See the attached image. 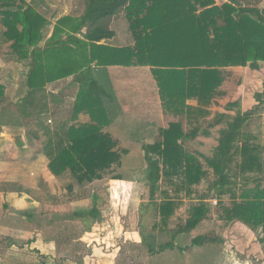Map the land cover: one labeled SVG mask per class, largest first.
<instances>
[{
    "label": "trees",
    "instance_id": "trees-1",
    "mask_svg": "<svg viewBox=\"0 0 264 264\" xmlns=\"http://www.w3.org/2000/svg\"><path fill=\"white\" fill-rule=\"evenodd\" d=\"M32 2L25 7L24 0H0V26L5 42L11 43L12 56L30 61L27 86L32 92L27 115L38 113L37 126L45 137L44 149L53 175L69 172L79 185L92 183L112 173L113 167L121 164L122 154L117 141L104 131L114 120L111 93L83 85L72 110L73 124L49 125L51 109L45 86L93 66L104 70L109 66H150L165 112L185 116L187 123L196 124L187 132L183 122H171L161 129L160 139L144 145L151 182L159 187L160 169L177 194L186 189L189 196L193 187L206 183L186 220L158 252L174 250L180 234L194 231L210 218L212 207L207 199L211 197L217 198L215 211L225 224L239 221L264 232V162L260 147L250 144L252 137L242 131L249 115L230 116L211 156L190 143L199 135L201 119L211 114L213 101L226 95L221 88L226 69L241 66L261 70L264 0H227L223 4L216 0H84V13L61 17L44 47L41 42L48 21L37 10L39 1ZM119 15L129 23L132 44L107 42L116 35L110 20ZM5 87L0 82V102L5 98ZM38 91L42 98L37 96L35 104ZM189 100H197L198 106L188 104ZM227 107L228 111L216 115L218 124L232 112L230 103ZM81 114L88 115L89 122H76ZM202 135L210 136V132L203 130ZM238 182L242 184L239 194ZM152 191L157 194L156 189ZM163 193L158 207L160 222L154 229L165 231L180 202L170 192ZM227 194L231 196L229 202L224 200ZM97 200L96 195L93 207L75 211L70 219L86 225L88 219H99ZM218 241L212 233L201 234L190 246L179 249L186 251ZM261 241L264 244V235Z\"/></svg>",
    "mask_w": 264,
    "mask_h": 264
},
{
    "label": "rangeland",
    "instance_id": "rangeland-1",
    "mask_svg": "<svg viewBox=\"0 0 264 264\" xmlns=\"http://www.w3.org/2000/svg\"><path fill=\"white\" fill-rule=\"evenodd\" d=\"M119 18H122L123 21ZM116 20L118 21L114 24V28L116 27L121 35L120 39L107 42L119 45L128 44L133 39L131 34H128L130 32L127 19L123 15H119L118 18L114 19V21ZM7 48L10 51L8 45L2 46L1 49L5 53L4 49ZM3 77L8 87H23L27 74L17 70L12 75L5 72ZM10 79L14 80V85L10 84ZM221 88L226 92L223 98H227V102L231 101L230 110L234 111L225 115L223 122L218 124L215 118L217 113L212 110L207 118L201 119L203 122L199 126V135L196 140H192L190 143L201 152L211 156L218 144L220 130L227 125V120H231L230 116L248 114V120L242 131L252 137L248 141L250 144L260 147L261 160L264 162V63L261 64V70L241 66L226 69V81ZM65 95L67 96L66 92ZM54 107L58 108L59 113L55 117L51 114L47 117L53 120L51 123L48 121L49 125H53L56 119H67L69 116L70 107L67 98L53 101ZM224 108L228 109L229 107H221L220 110ZM183 124L187 132L196 126V124L187 122H183ZM136 129L137 133H141L140 125L136 126ZM203 130H208L210 136L202 135ZM243 137L244 135L241 136V139ZM132 142H135V139ZM35 144L39 147L42 145L40 141ZM124 145H126V142ZM131 151V155L124 157L123 163L126 168L131 166L133 170L131 168L127 171L123 169L121 173L125 176L135 177V185L132 188H130V185L128 188L111 185L109 183L110 179L121 175L112 172L106 174L103 181L96 180L94 184L83 189L78 187L79 184L68 172L62 175L63 180L61 179L59 183L61 187L59 194H52L51 189L45 184L38 189L39 195L45 199H49L51 196H59L60 200H63V203H59L60 206L64 207L60 212H57L58 210L49 212L55 220L57 219L54 218L55 215H58V220H53L54 227L52 228L55 229V232L59 229V232H62L59 233L60 237L56 244L61 245L66 254H71L70 251L75 249L74 254L78 259H83L90 249L97 245L100 248L102 247L101 250L109 248L108 251H111V253L115 250L114 254L117 253L118 248L121 249L118 253L117 264H264V244L261 241L264 232L262 229H252L239 221L225 224L215 211L218 200L212 197L207 199L208 204L212 207L210 218L203 221L194 231L180 234L175 240L176 248L174 250L167 249L158 252L161 245L171 241V233L175 228L186 220L191 206L203 194L206 183L193 187L192 196L187 194L186 189L177 194L176 187L163 177L162 170L159 169V187H155L151 182L148 164H146L145 158L141 154V147L133 145ZM233 168L234 171H237L236 163L233 164ZM4 172L6 175L11 174L26 179L25 174L18 170L8 172L4 170ZM27 175L32 179V174L27 173ZM25 179L24 181H26ZM69 185H72L74 189L68 188ZM241 187L242 184L238 182L236 188L238 194ZM152 189H156V195L152 193ZM93 190L99 193L97 206L101 211V217L93 222L92 219H88L87 225L81 221L79 223V220L68 221V217L65 216L71 215L73 210H69L67 205L74 200L81 201V199L87 198L89 192L93 193ZM164 191L170 192L180 202V207L172 218L169 228L165 231L154 229V225L160 222L158 207L164 198ZM230 197V194H227L224 200L229 202L231 201ZM48 204L50 205V203ZM83 206H87L86 203H76L74 207L80 209ZM91 207H93V203L86 209ZM31 220L34 222V227L39 226L37 220ZM32 222H30V225H32ZM19 224L23 225L22 222ZM86 229L91 234L85 236L84 231ZM124 232L128 234L125 235ZM206 233L214 234L221 241L205 246H192L186 251L179 249V247L190 246L194 237ZM12 240H14L13 237L0 236V264L43 262L39 255L34 253V250L25 245L23 250L19 247L21 244L17 243L15 247L11 246V249L7 247L9 244L12 245ZM88 244H91V248L87 246ZM151 249L154 250L153 253ZM99 255H103V253H99ZM113 255L108 257L109 264L115 262Z\"/></svg>",
    "mask_w": 264,
    "mask_h": 264
},
{
    "label": "crops",
    "instance_id": "crops-1",
    "mask_svg": "<svg viewBox=\"0 0 264 264\" xmlns=\"http://www.w3.org/2000/svg\"><path fill=\"white\" fill-rule=\"evenodd\" d=\"M24 1L27 4L26 7L34 4L32 0ZM37 1H39L37 10L44 14L48 21L44 29L45 37L41 42V47H44L45 43L52 37L57 21L61 17L68 15L79 17L85 10L84 0ZM225 1L227 0H216L217 4H223ZM116 17L118 18V16H115L110 20V28L116 32L115 37L111 40L120 39L121 36L116 27L114 28V24L118 21H114ZM120 19L122 20V18ZM84 31H86L85 28ZM2 34L3 29L0 26V82L5 84L3 77L5 72H9L12 75L14 71L21 70L28 77L31 69L30 61H18L11 53L8 54V52H11V43L5 42ZM128 34L132 36L131 32ZM105 42L104 40L101 43ZM132 42L133 40L128 44H132ZM128 44L114 45L123 46ZM4 45H8L10 51L7 48L4 49V53L1 49ZM10 80V84L14 85V80ZM83 85L95 89L104 88L107 94H112L113 100H109V103L112 108H115L114 120L109 126L105 127L104 131L108 132L117 141V149L121 152L122 159L120 165L113 167V174L121 175L117 176L119 178L113 177L109 183L127 188L130 185V188H132L135 185V177L125 176L121 172L123 169L127 171V169L131 168V166L126 168L123 162L125 156L132 154L133 145L141 147V154L144 156V145L154 143L160 139L162 128H167L171 122L181 121L185 123L187 118L165 112L159 87L150 66H109L107 70L93 66L90 69L72 74L45 86L47 100L53 117L59 113L57 107L53 108V101L67 98L70 107L68 120L56 119L53 125H60L67 121L70 125L73 124L71 119L72 110ZM5 86V98L0 102V236L14 238L11 242L12 245H6L10 249L15 247L17 243L21 244L19 246L21 250H23L24 245L34 250V253H37L43 260V262L40 261L39 263L38 261V263L35 262L34 264H109L108 257L113 255L115 250L111 253V251H108L110 250L109 248H103L105 250L102 249V251V247L94 245L83 259H78L74 254L75 249L70 251L71 254H66L64 248L56 244L60 237L59 233L62 232H59L60 229L55 232V229L52 228L54 227V221L58 220V215H55L54 218H57L55 220L50 216L51 213L49 211L58 210L57 212H60L64 207L60 206L59 203H63V200L61 201L59 196H51L49 199H45L39 195L38 189L45 184L51 189L52 194H59L61 191L59 183L62 176L53 175L49 169V159L44 149L45 137L37 126V111L30 116L27 115V103L32 92L27 86V78L23 87H8L6 84ZM37 94H35V104L36 99H38L37 96L42 98L41 91H38ZM226 99L214 100L211 110H214V113L216 112L217 114L222 111H228L226 108L220 110L221 107L228 106L231 102H227L228 100ZM187 103L198 106L197 100H189ZM87 117L88 115L81 114L76 122L87 123L90 119ZM48 121L51 123L53 120L50 118ZM138 125L141 126V133H137L136 126ZM138 134L141 135L139 136ZM133 139H135V142H132ZM37 141L42 144L40 147L35 144ZM125 142L126 145H124ZM131 169L133 170V168ZM4 170L7 172L18 170L25 174L26 179H24L26 181L22 177L12 176L11 174L6 175ZM27 173L32 174V179ZM95 182L78 185V187L86 189ZM96 195L99 196V193L93 190V193L89 192L87 198L85 197L81 201L74 200L75 202H70L67 207L69 210H73V213L86 209L90 204H94ZM76 203H86L87 206L80 207V209L75 208ZM73 213L65 216L66 218L68 217V221H76L70 219ZM31 219L37 220L39 226L34 227V222ZM67 220L65 219V221ZM21 222L23 225L19 224ZM30 222H32V225H30ZM79 223H81L80 220ZM84 232L85 236L91 234L88 229ZM124 233L125 235L128 234ZM87 246L91 248V244ZM120 250L118 248L116 250L117 253L113 255L115 260L113 264H117ZM99 253H103V255H99ZM17 264L23 263L18 262Z\"/></svg>",
    "mask_w": 264,
    "mask_h": 264
},
{
    "label": "built area",
    "instance_id": "built-area-1",
    "mask_svg": "<svg viewBox=\"0 0 264 264\" xmlns=\"http://www.w3.org/2000/svg\"><path fill=\"white\" fill-rule=\"evenodd\" d=\"M51 121V120H50Z\"/></svg>",
    "mask_w": 264,
    "mask_h": 264
}]
</instances>
